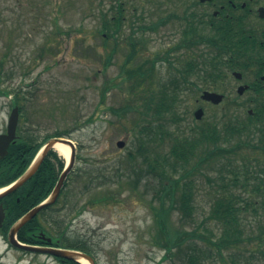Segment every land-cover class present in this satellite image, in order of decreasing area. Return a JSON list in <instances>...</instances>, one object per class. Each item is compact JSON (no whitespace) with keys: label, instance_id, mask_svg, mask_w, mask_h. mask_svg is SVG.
<instances>
[{"label":"rangeland","instance_id":"1","mask_svg":"<svg viewBox=\"0 0 264 264\" xmlns=\"http://www.w3.org/2000/svg\"><path fill=\"white\" fill-rule=\"evenodd\" d=\"M111 1L0 0V85L3 90H21L20 103L25 111L20 116V125L26 124V129L35 133L39 140L55 132H66L65 138L76 145L75 165L66 180L69 185L49 213L54 217L58 211L64 216L69 238L88 243L98 264H183L177 257L164 259L166 251L154 244L157 229L150 208L153 192L146 188L152 180L146 178L135 192L127 183L129 154L140 144L136 141L140 127L136 128L135 124L141 123L142 115L139 111L123 114L111 109L123 108L131 102L141 104L130 89L132 81H125L121 87H110L105 98L102 97L109 83L121 82V68L131 49L125 36L135 29L136 39L142 41V60L162 57L181 40L178 21L174 19L157 30L139 27L181 14V9L177 0H121L128 17L126 32L122 38L117 37L116 41L109 38L105 44L106 36L99 32L102 27L100 10H108ZM110 53L113 57L106 65ZM212 54L211 51L209 55ZM180 56L172 51L170 58L176 67ZM190 58L185 55L181 60ZM156 64L155 83H162L171 91L175 68H169V63L162 59ZM133 65L132 61L130 66ZM146 89L135 92L146 93ZM202 91L189 85L179 92L176 112L184 118L180 130L187 132L210 122L214 115L227 121L221 108L202 102ZM14 106L13 95H0V132L7 129ZM199 106L205 110L202 120L194 117ZM172 125L174 129L177 123ZM139 138L145 140L146 136ZM121 140L125 146L118 148L117 142ZM135 165L137 169L144 167L142 158ZM100 170L111 181L98 190L112 200L88 206L96 193V185L83 195L80 193L89 175ZM202 172L205 174L197 175L195 226L209 215L217 188L208 180V177L213 181L218 177L215 165H208ZM172 220L177 224L176 215ZM244 223L246 235H259V223L255 218L248 217ZM207 226L219 234L215 222L208 221ZM253 243L250 250L255 257H262L259 251L264 252V242ZM261 263L264 264L261 258L255 262ZM0 264L62 263L53 257L13 248L0 233ZM209 264L233 262L226 252L224 260L216 258Z\"/></svg>","mask_w":264,"mask_h":264},{"label":"trees","instance_id":"2","mask_svg":"<svg viewBox=\"0 0 264 264\" xmlns=\"http://www.w3.org/2000/svg\"><path fill=\"white\" fill-rule=\"evenodd\" d=\"M112 1L108 10H100L102 27L99 32L106 36L105 44L109 38L115 41L117 37L122 38L128 22L121 0ZM162 23L163 20L146 27L140 26L139 29L157 30ZM135 34V29H132V33L125 36L131 49L121 68V82L109 83L103 89L102 97L105 98L110 87H119L129 80L132 81V94L137 95L141 101L139 105L131 102L123 108L111 110L123 114L139 111L142 115L143 125L140 126L141 123L138 122L135 124L136 128L140 127L136 139L140 144L129 154L127 183L135 192L146 178L152 180L147 187L145 184L144 186L153 192L150 208L157 229L154 244L166 251L164 259L177 257L183 264H209L216 258L224 260L226 252L230 253L233 264H255L257 259L264 260V252L259 251L262 257L258 258L249 247L254 244L253 241L261 244L264 242V123L258 121V115L239 120L234 114H229L222 127L205 122L185 132L180 130L184 118L179 117L176 112L180 93L188 89L189 85L199 92L209 89L211 68L220 63L213 54H224L228 46L225 34L206 36V42L213 48L211 56L178 59L177 67L175 62L163 56L142 60V41L136 39ZM112 57L113 53H110L106 65ZM159 59L167 61L169 68H175L171 91L162 83H155L156 63ZM132 61L134 65L131 67ZM157 85L160 86L159 89ZM145 87L146 93L135 92L140 88L144 90ZM20 91L3 90L0 85V95H13L14 105L19 106L22 116L25 109L20 103ZM171 122L177 123L176 129L171 128ZM65 135L66 132H55L39 140L35 133L26 129V124L19 125L17 139L9 147L8 155L0 160V189L12 184L26 172L49 139ZM143 135L146 136L145 140L139 138ZM140 158L144 167L137 169L135 163ZM65 163L56 151L51 150L32 179L16 193L0 200L7 211L2 229L5 236L22 216L49 197L59 181ZM208 165H215L218 173L214 181L208 177L209 182H214L217 187L215 198L209 215L195 226L197 175L205 174L202 169ZM120 175L121 178L124 176L123 173ZM89 176L90 179L80 194L83 195L94 184L97 190L87 205L112 200L111 196H102V191L98 190L107 187L111 178L101 170L99 173L92 172ZM68 185L69 183L65 184L61 196ZM236 189L240 192H236ZM53 208L55 207L44 209L25 225L19 232L18 239L29 245L78 250L94 257L88 243L69 238V226L60 212L56 211L54 217L49 215ZM174 215L177 216V224L172 220ZM248 217L258 221L259 235H246L244 220ZM208 221L215 222L219 234L208 228ZM42 236L51 238L52 242L44 241ZM65 263L80 264L76 261Z\"/></svg>","mask_w":264,"mask_h":264},{"label":"flooded vegetation","instance_id":"3","mask_svg":"<svg viewBox=\"0 0 264 264\" xmlns=\"http://www.w3.org/2000/svg\"><path fill=\"white\" fill-rule=\"evenodd\" d=\"M177 1L181 14L162 19L160 26L177 20L181 40L163 57L171 60L172 51L180 53L178 59L185 55L198 59L209 56L213 48L206 42V36L225 34L228 46L224 54H213L220 63L211 68L208 89L224 98L219 104L202 102L221 108L226 120L234 112L239 120L258 115V121L264 123V0ZM223 121L214 115L210 124L221 126ZM7 130L8 124L0 134H6ZM18 130L19 126L17 133Z\"/></svg>","mask_w":264,"mask_h":264},{"label":"water","instance_id":"4","mask_svg":"<svg viewBox=\"0 0 264 264\" xmlns=\"http://www.w3.org/2000/svg\"><path fill=\"white\" fill-rule=\"evenodd\" d=\"M223 95L204 91L201 99L207 102H212L214 104H219L223 100ZM19 108L15 107L11 115L9 117V124H8V131L6 134H0V160L3 159L8 155V150L10 145L15 141L16 139V130L19 122ZM204 110L202 108L198 109L195 112V118L200 120L203 118ZM57 143H62L64 145H67L71 149V156L70 160L65 167L63 173L60 176V179L53 191V193L50 195V197L43 202L42 204L36 206L32 210H30L28 213H26L22 218H20L11 228L9 235H8V242L9 244L19 250H23L26 252H32L47 256H52L56 258H61L62 260H68V261H76L81 264H83L80 259L86 260L89 264H97L95 258L93 256H90L87 253L77 251V250H70V249H63V248H56V247H50V246H35V245H29L22 243L18 240L17 235L20 232V230L30 221H32L42 210H44L47 207L52 206L55 204L61 194L62 188L65 184L66 179L68 178V175L71 173L74 165H75V157H76V146L74 142L68 138H52L50 139L46 145L42 148V150L38 153L33 163L30 165V167L27 169V171L16 181L14 184H11L10 188L9 186L5 189H3L0 193V200L7 197L8 195L15 193L20 188H22L39 170L41 165L43 164L44 160L46 159L48 153L50 150L54 149L55 145ZM118 148H123L125 146L124 141L117 142ZM6 214L4 206L0 205V228H2L3 223L5 221ZM47 242H51V239H45Z\"/></svg>","mask_w":264,"mask_h":264},{"label":"bare ground","instance_id":"5","mask_svg":"<svg viewBox=\"0 0 264 264\" xmlns=\"http://www.w3.org/2000/svg\"><path fill=\"white\" fill-rule=\"evenodd\" d=\"M54 148L67 161L70 160L71 151H70V148L67 145H64L62 143H57ZM1 192H3V191H0V193ZM80 261L83 264H89L86 260L80 259Z\"/></svg>","mask_w":264,"mask_h":264}]
</instances>
